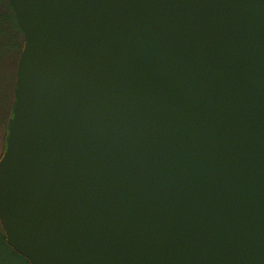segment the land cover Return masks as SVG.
Returning <instances> with one entry per match:
<instances>
[{"label": "water", "instance_id": "1", "mask_svg": "<svg viewBox=\"0 0 264 264\" xmlns=\"http://www.w3.org/2000/svg\"><path fill=\"white\" fill-rule=\"evenodd\" d=\"M8 1L7 244L30 264H264V0Z\"/></svg>", "mask_w": 264, "mask_h": 264}, {"label": "trees", "instance_id": "2", "mask_svg": "<svg viewBox=\"0 0 264 264\" xmlns=\"http://www.w3.org/2000/svg\"><path fill=\"white\" fill-rule=\"evenodd\" d=\"M23 47V33L16 21L8 0H0V135L4 144L7 134L8 120L12 114L14 103V86L16 64ZM3 152V151H2ZM0 247L20 262L30 264L26 258L15 252L6 242L4 231L0 225Z\"/></svg>", "mask_w": 264, "mask_h": 264}, {"label": "rangeland", "instance_id": "3", "mask_svg": "<svg viewBox=\"0 0 264 264\" xmlns=\"http://www.w3.org/2000/svg\"><path fill=\"white\" fill-rule=\"evenodd\" d=\"M2 151H3V143L0 135V157L2 155ZM0 264H24V263L20 262L15 257H13L10 253V250L0 247Z\"/></svg>", "mask_w": 264, "mask_h": 264}]
</instances>
